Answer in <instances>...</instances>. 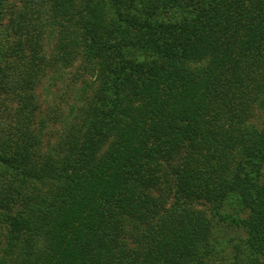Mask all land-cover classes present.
<instances>
[{"label": "trees", "instance_id": "16d2710c", "mask_svg": "<svg viewBox=\"0 0 264 264\" xmlns=\"http://www.w3.org/2000/svg\"><path fill=\"white\" fill-rule=\"evenodd\" d=\"M21 1L0 36V264H208L222 225L264 259V0ZM72 66L73 117L45 112Z\"/></svg>", "mask_w": 264, "mask_h": 264}, {"label": "rangeland", "instance_id": "374dc122", "mask_svg": "<svg viewBox=\"0 0 264 264\" xmlns=\"http://www.w3.org/2000/svg\"><path fill=\"white\" fill-rule=\"evenodd\" d=\"M21 0H0V36L7 37L13 40V21L16 18L17 7L21 6ZM19 10V9H18ZM76 67H69L63 69L62 76L57 74L55 77H47L43 85L40 86L39 92L41 93V100L44 111L47 113L54 112L57 106L63 109V113L67 114L70 119L73 104H79L80 97L83 96L82 89L85 86L84 79H88L86 74L76 79ZM77 74V73H76ZM79 94V99H78ZM75 108V107H74ZM74 113V112H73ZM260 117L253 116L252 122L257 123ZM51 126L60 127L61 123L54 124L50 121ZM231 210L245 215L246 211L238 202L231 203ZM247 236L246 231L241 227L222 225L217 230H213L212 243L214 244L215 251L209 257L208 264H264V259L256 258L251 260L252 255H246V246L243 238ZM212 244V245H213Z\"/></svg>", "mask_w": 264, "mask_h": 264}]
</instances>
